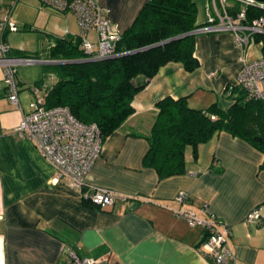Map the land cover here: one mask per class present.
<instances>
[{
	"label": "crops",
	"instance_id": "0c3cea01",
	"mask_svg": "<svg viewBox=\"0 0 264 264\" xmlns=\"http://www.w3.org/2000/svg\"><path fill=\"white\" fill-rule=\"evenodd\" d=\"M98 1L108 10L112 25L122 32L132 25L147 0ZM192 1L198 25L211 0ZM7 5L0 0V19ZM51 9L54 12L43 11L47 22L51 21L46 47L16 48L8 42L15 31L6 29L1 37L11 51L39 52L43 64L55 37L79 33L73 12ZM195 34L197 68L186 71L177 62L161 66L135 94L133 112L104 139L100 155L87 172V185L129 197L105 209L91 207L82 190L56 181L53 165L32 141L14 133L29 101L41 92L32 87L40 76L22 74L18 67L21 109H17L7 97L0 66V264H64L69 246L79 256L96 259L94 264H212L196 248L205 236L204 229L191 227L175 215L179 207L192 209L203 218L214 213L228 225L227 242L233 257L227 264H264V218L255 224L243 221L250 209L264 204V153L220 131L198 144L195 156L186 147L183 174L160 179L154 168L142 163L148 149L145 135L155 120L157 101L186 96L192 108L215 103L226 109L232 103L226 86L245 60L262 56L260 42L242 50L230 31ZM89 35L95 42V32ZM55 80L53 74H47L45 84ZM179 191L188 194V202L180 204L175 199Z\"/></svg>",
	"mask_w": 264,
	"mask_h": 264
},
{
	"label": "trees",
	"instance_id": "16d2710c",
	"mask_svg": "<svg viewBox=\"0 0 264 264\" xmlns=\"http://www.w3.org/2000/svg\"><path fill=\"white\" fill-rule=\"evenodd\" d=\"M239 7V2L233 0L231 12ZM247 12V18L251 19L262 10L248 6ZM196 18L197 8L192 0H147L132 25L120 32L115 55L100 59L84 52L79 33L55 37L53 45L45 52V59L83 61L43 63L41 76L32 85L41 92L34 98H42L46 107L66 106L78 121L96 124L103 142L133 112V97L161 66L177 62L186 71L197 68L196 34L192 32L198 27ZM173 37L177 38L162 43ZM253 39L261 43L264 57V33L254 34ZM157 43L160 44L152 46ZM8 54L41 58L39 52L9 50ZM47 74L56 77L49 85L45 84ZM226 92L232 100L226 109L215 103L204 109L192 108L186 96L176 99L166 96L157 101L155 120L145 135L148 149L143 165L154 168L160 179L183 174L186 147L190 146L195 156L198 144L220 131L264 153V102L249 98L238 86ZM212 115L215 118H211ZM87 202L93 208L98 207Z\"/></svg>",
	"mask_w": 264,
	"mask_h": 264
},
{
	"label": "built area",
	"instance_id": "2783aa9c",
	"mask_svg": "<svg viewBox=\"0 0 264 264\" xmlns=\"http://www.w3.org/2000/svg\"><path fill=\"white\" fill-rule=\"evenodd\" d=\"M233 0H211L206 6L204 20L194 29L196 32L230 31L238 46L243 50L254 42L253 35L264 33V0H234L239 8L231 12ZM42 5L54 10L71 11L77 18L80 47L95 59L115 55L116 41L120 38L109 19L108 10L98 0H39ZM248 6H256L262 13L247 18ZM11 8L0 19V66L3 68V81L7 97L15 108L21 109L18 99L16 73L20 64L39 63L43 60L10 56V46L1 37L8 29L16 31L17 24L9 18ZM96 35L94 42L89 32ZM212 75L214 73H211ZM244 89L249 98L264 102V57L245 60L235 79L226 86ZM211 118H215L214 115ZM1 129V126H0ZM14 133L29 139L39 152L53 165L55 180L64 181L68 186L82 190L84 198L92 204L105 209L117 200H127L126 195L118 194L108 188L86 184V175L95 159L100 155L102 138L96 124L78 121L66 106L46 107L42 98H34L28 103V111L23 112L20 122L13 128ZM175 199L180 204L189 201L185 191H179ZM206 209V205L202 210ZM264 204L250 209L244 216L246 224L260 223L264 218ZM174 214L184 218L191 227L200 226L205 231L197 250L210 258L212 264H227L232 252L227 242L229 227L214 213L203 218L192 209L179 207ZM96 259L79 256L69 248L64 264H94Z\"/></svg>",
	"mask_w": 264,
	"mask_h": 264
},
{
	"label": "rangeland",
	"instance_id": "374dc122",
	"mask_svg": "<svg viewBox=\"0 0 264 264\" xmlns=\"http://www.w3.org/2000/svg\"><path fill=\"white\" fill-rule=\"evenodd\" d=\"M6 3L9 4L8 8L12 9L9 14L10 20L19 28L18 31L10 33L8 42L25 51L46 47L50 32L47 28L51 21L47 22L48 16L43 11L51 12L53 11L51 7L42 5L39 0H6ZM8 8L1 18L6 15ZM3 10L4 8L2 13ZM18 67L22 74L26 73L33 78L37 73L41 76L42 63L20 64Z\"/></svg>",
	"mask_w": 264,
	"mask_h": 264
},
{
	"label": "water",
	"instance_id": "95a60500",
	"mask_svg": "<svg viewBox=\"0 0 264 264\" xmlns=\"http://www.w3.org/2000/svg\"><path fill=\"white\" fill-rule=\"evenodd\" d=\"M194 33V31H192ZM174 38H177V37H173V38H169L165 41H163L162 43H165V42H168L170 40H173ZM160 43H157V44H154L152 46H155V45H159ZM78 61H83L81 59L79 60H46L44 61V63H51V64H60V63H68V62H78Z\"/></svg>",
	"mask_w": 264,
	"mask_h": 264
}]
</instances>
